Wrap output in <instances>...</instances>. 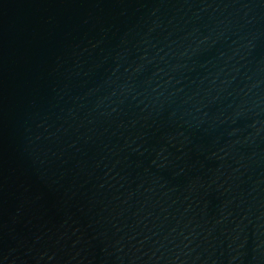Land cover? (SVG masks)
Segmentation results:
<instances>
[{
    "label": "water",
    "instance_id": "obj_1",
    "mask_svg": "<svg viewBox=\"0 0 264 264\" xmlns=\"http://www.w3.org/2000/svg\"><path fill=\"white\" fill-rule=\"evenodd\" d=\"M0 264H264V0H0Z\"/></svg>",
    "mask_w": 264,
    "mask_h": 264
}]
</instances>
